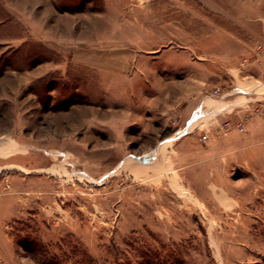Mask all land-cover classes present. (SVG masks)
Segmentation results:
<instances>
[{
  "label": "rangeland",
  "instance_id": "obj_1",
  "mask_svg": "<svg viewBox=\"0 0 264 264\" xmlns=\"http://www.w3.org/2000/svg\"><path fill=\"white\" fill-rule=\"evenodd\" d=\"M0 264H264V0H0Z\"/></svg>",
  "mask_w": 264,
  "mask_h": 264
},
{
  "label": "crops",
  "instance_id": "obj_2",
  "mask_svg": "<svg viewBox=\"0 0 264 264\" xmlns=\"http://www.w3.org/2000/svg\"><path fill=\"white\" fill-rule=\"evenodd\" d=\"M15 8H19V6L15 7ZM41 8L42 11H46L45 7H39ZM52 10V9H51ZM50 10V11H51ZM53 11H57V7H54ZM39 24V25H38ZM60 23L57 20V18L55 19H50L46 20V19H41L38 20L36 23L37 27L42 28H47L48 27H59ZM49 28H47L48 30ZM54 31V30H53ZM47 33V34H46ZM45 35H41L39 37V39H37L36 43L41 47H39L38 49L42 50L41 53V57L43 59V61H49V63H44V64H40L41 66L37 69L34 70V76H41L42 74H47L46 71L47 70H56V68H59L57 65L58 63L56 62V60L54 59H59L62 57H65L67 54L63 51H54L55 49H57V43L58 42H63L64 44H67V38L65 36H59V35H54L52 36V32L46 31L44 32ZM86 38V40H89L88 37V33L87 36L84 35V33L82 34V42L84 41V39ZM62 43V44H63ZM84 44V42H83ZM85 44H88V42L85 41ZM44 52H47L46 55H44ZM57 56V57H56ZM120 54L118 55H114V57L112 59H109V62L107 61V58L105 57V53H100L99 50L97 52H93L91 53L90 49L88 47H81L79 48V51H77L75 53V55H73V60H75V63L77 64V67L80 75H89L90 70L94 71L95 75H101V76H121L122 75V67H121V58H120ZM117 57V59H116ZM58 61V60H57ZM108 65V66H107ZM52 73V72H51ZM19 76L16 74L11 73L10 71L7 73V82L12 83V87H17L15 82V77ZM84 114V113H83ZM71 119V118H70ZM101 121V123L103 125H105L106 121L104 120H99ZM87 122H89V120L84 119V115H82V120L80 121L81 125L86 124ZM74 123V122H73ZM76 128V127H75Z\"/></svg>",
  "mask_w": 264,
  "mask_h": 264
},
{
  "label": "bare ground",
  "instance_id": "obj_3",
  "mask_svg": "<svg viewBox=\"0 0 264 264\" xmlns=\"http://www.w3.org/2000/svg\"><path fill=\"white\" fill-rule=\"evenodd\" d=\"M217 97H218V96H217ZM197 111H198V110H197ZM158 151H159V153H162V152H164V148H163V146H162V147L160 146V148H159V150H158ZM7 155H8V154H7Z\"/></svg>",
  "mask_w": 264,
  "mask_h": 264
}]
</instances>
